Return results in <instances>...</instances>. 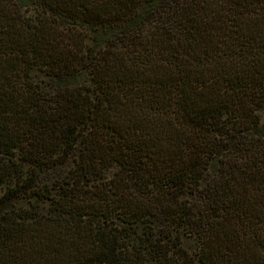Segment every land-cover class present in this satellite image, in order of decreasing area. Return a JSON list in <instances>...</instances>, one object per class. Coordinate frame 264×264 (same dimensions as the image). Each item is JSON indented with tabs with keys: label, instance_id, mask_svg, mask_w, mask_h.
<instances>
[{
	"label": "trees",
	"instance_id": "obj_1",
	"mask_svg": "<svg viewBox=\"0 0 264 264\" xmlns=\"http://www.w3.org/2000/svg\"><path fill=\"white\" fill-rule=\"evenodd\" d=\"M0 264H264V0H0Z\"/></svg>",
	"mask_w": 264,
	"mask_h": 264
}]
</instances>
